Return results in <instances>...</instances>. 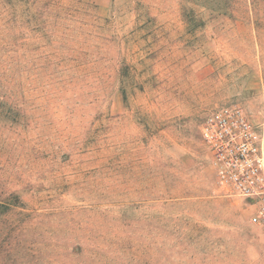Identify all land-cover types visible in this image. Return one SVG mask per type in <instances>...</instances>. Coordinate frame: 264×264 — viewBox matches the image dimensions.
<instances>
[{"label":"rangeland","instance_id":"374dc122","mask_svg":"<svg viewBox=\"0 0 264 264\" xmlns=\"http://www.w3.org/2000/svg\"><path fill=\"white\" fill-rule=\"evenodd\" d=\"M252 9L0 0V264H264L201 137L223 107L264 120Z\"/></svg>","mask_w":264,"mask_h":264},{"label":"built area","instance_id":"2783aa9c","mask_svg":"<svg viewBox=\"0 0 264 264\" xmlns=\"http://www.w3.org/2000/svg\"><path fill=\"white\" fill-rule=\"evenodd\" d=\"M216 189L243 199L250 221L264 235V120H251L240 108L223 107L201 128Z\"/></svg>","mask_w":264,"mask_h":264},{"label":"trees","instance_id":"16d2710c","mask_svg":"<svg viewBox=\"0 0 264 264\" xmlns=\"http://www.w3.org/2000/svg\"><path fill=\"white\" fill-rule=\"evenodd\" d=\"M259 4H258V1H256V0H252V12H253V14H254V16L258 19V20H264V9L263 8H261V7H259L258 6ZM0 45H2V46H4L6 49H8L9 47V44H8V42L6 41V42H2V44H0ZM4 50V53L7 51V50ZM8 51H11V50H8ZM3 53V54H4ZM3 99H5L4 97H2V98H0V100H3Z\"/></svg>","mask_w":264,"mask_h":264}]
</instances>
